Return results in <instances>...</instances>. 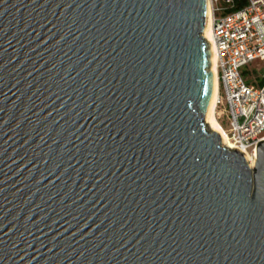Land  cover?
Returning <instances> with one entry per match:
<instances>
[{
    "label": "water",
    "instance_id": "1",
    "mask_svg": "<svg viewBox=\"0 0 264 264\" xmlns=\"http://www.w3.org/2000/svg\"><path fill=\"white\" fill-rule=\"evenodd\" d=\"M207 0H0V264H264L252 168L206 116Z\"/></svg>",
    "mask_w": 264,
    "mask_h": 264
},
{
    "label": "built area",
    "instance_id": "2",
    "mask_svg": "<svg viewBox=\"0 0 264 264\" xmlns=\"http://www.w3.org/2000/svg\"><path fill=\"white\" fill-rule=\"evenodd\" d=\"M209 1L216 108L224 106L223 130L233 150L255 160L256 148L264 141V0H245L238 11L233 0Z\"/></svg>",
    "mask_w": 264,
    "mask_h": 264
},
{
    "label": "bare ground",
    "instance_id": "3",
    "mask_svg": "<svg viewBox=\"0 0 264 264\" xmlns=\"http://www.w3.org/2000/svg\"><path fill=\"white\" fill-rule=\"evenodd\" d=\"M207 14H206V28H205V32H204V38L207 40V42L210 45V51H211V46H212V36H211V5H210V1L207 0ZM212 54V58H211V69L212 72L214 74V86H213V93H212V97H211V102L208 108V112H207V116H206V125L207 128L209 130V132H213L215 131L216 133L219 134V136L222 139V146L224 149L227 150H233V146L231 145V143L228 141L224 130L221 128L220 124L218 123V120L215 117V112H216V104H217V81H216V70H215V55L213 53V51H211ZM245 158L247 159V163L250 165V167L252 168L253 163H254V159L252 156H250L249 153L247 152H241Z\"/></svg>",
    "mask_w": 264,
    "mask_h": 264
},
{
    "label": "rangeland",
    "instance_id": "4",
    "mask_svg": "<svg viewBox=\"0 0 264 264\" xmlns=\"http://www.w3.org/2000/svg\"><path fill=\"white\" fill-rule=\"evenodd\" d=\"M258 64V62L252 64L251 68L255 69ZM215 117L218 120V123L220 124L221 128L224 129L226 126L224 106L220 105L219 107H217Z\"/></svg>",
    "mask_w": 264,
    "mask_h": 264
},
{
    "label": "trees",
    "instance_id": "5",
    "mask_svg": "<svg viewBox=\"0 0 264 264\" xmlns=\"http://www.w3.org/2000/svg\"><path fill=\"white\" fill-rule=\"evenodd\" d=\"M233 4H234V11H238L241 10L245 7L246 2L245 0H233Z\"/></svg>",
    "mask_w": 264,
    "mask_h": 264
}]
</instances>
